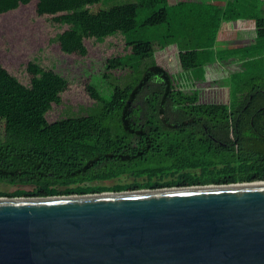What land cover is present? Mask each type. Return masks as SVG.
I'll use <instances>...</instances> for the list:
<instances>
[{"label": "trees", "instance_id": "16d2710c", "mask_svg": "<svg viewBox=\"0 0 264 264\" xmlns=\"http://www.w3.org/2000/svg\"><path fill=\"white\" fill-rule=\"evenodd\" d=\"M31 1L0 0V13ZM222 1L37 0V13L50 15L51 23L61 28L51 42L59 43L62 52L86 56V38L103 42L117 36L124 47L104 60L96 72L99 82L87 85L93 102L55 120L48 113L62 102L70 78L39 55L24 64L27 82L0 61V182L18 185L0 190V196L264 178L246 173L241 163L246 151L242 135L237 128L231 131L240 105L230 109L199 101L193 82L201 77L184 81L157 60V51L177 44L184 70L214 62L225 20L255 19L256 46L264 45V0ZM246 52L249 65L231 75L233 94L253 91L254 80L264 85V67L240 77L242 68L256 65L251 62L256 50ZM124 174L135 180L112 186L95 182Z\"/></svg>", "mask_w": 264, "mask_h": 264}, {"label": "water", "instance_id": "95a60500", "mask_svg": "<svg viewBox=\"0 0 264 264\" xmlns=\"http://www.w3.org/2000/svg\"><path fill=\"white\" fill-rule=\"evenodd\" d=\"M0 264H264V180L0 196Z\"/></svg>", "mask_w": 264, "mask_h": 264}, {"label": "rangeland", "instance_id": "374dc122", "mask_svg": "<svg viewBox=\"0 0 264 264\" xmlns=\"http://www.w3.org/2000/svg\"><path fill=\"white\" fill-rule=\"evenodd\" d=\"M36 3V0H32L27 4H21L16 9L0 13V61L8 69L16 73L23 81L27 82L29 80V75L23 71L24 64L34 55H39L44 64L55 67L56 70L70 78L71 83L68 89L62 94V102L60 104L55 103L48 113V118L50 120H55L69 112H80V109L93 102V98L88 92L87 85L91 82H99V78L96 77V72L100 70L104 60L110 55L122 51L124 45L121 38L117 36L108 37L103 42H98L94 38H86V44L89 48V52L86 56H81L76 53H64L60 49L59 43L51 42V37L54 36L58 30H61V28L59 25L51 23L49 20L50 15H39L36 10ZM230 31H236V29L233 27ZM173 47L176 46L170 45L168 48L172 49ZM263 48L264 45L262 44H258V46L254 48V50H256V55L253 57L254 61L251 62H254L256 65L250 67V70H244L242 68V72H239L240 77L242 74L249 76L254 75L264 67ZM174 49L169 51L165 50L163 52L157 51L156 55L158 62L164 64L180 79L188 75L201 74V71L205 67L192 70H184L183 68L182 70L180 68V70L177 71L179 69V59L177 60L178 49L177 51ZM249 63L250 62H248V64L247 62L243 63V58H241L238 64L232 63L226 66L216 65V67L214 66L212 68L210 76L212 78L223 77L227 75L229 71L240 70L242 64L248 66ZM262 70H264V68H262ZM254 81L259 82L257 80ZM213 83L212 80L199 82L197 85L200 87L199 101L224 102L228 101V98L229 100L232 99V101L235 100L233 97H229L228 87L219 88L213 86ZM109 95H111V92ZM137 179L140 181L142 180V178ZM134 180V176L124 174L120 177L96 180L95 182L112 186L117 183H128ZM17 186L18 185L7 182H0V190L6 192L14 190Z\"/></svg>", "mask_w": 264, "mask_h": 264}, {"label": "crops", "instance_id": "0c3cea01", "mask_svg": "<svg viewBox=\"0 0 264 264\" xmlns=\"http://www.w3.org/2000/svg\"><path fill=\"white\" fill-rule=\"evenodd\" d=\"M171 4H176L179 1H198V0H169ZM199 1H205V2H214V3H221L223 4L224 1L222 0H199ZM37 2V0H36ZM236 22V23H235ZM235 28L236 31H230L231 28ZM231 32H236V33H231ZM175 45L176 47H173L172 49L166 47L162 50H159V52H163L165 50H176L178 49L177 52V60L179 59V48L177 44H171ZM256 47V21L253 18H240L237 20H225L222 22L221 27L218 31L217 38H216V43H215V48H216V60L214 62L206 64L204 70L201 71V74L199 75H188L184 78H182L184 81L185 80H192L195 77H201V80L194 81V86L193 89L198 92V95L200 94V87L197 85L199 82H206L208 80H212L214 83L213 86L216 87H228L229 88V97H233L232 93V82H231V75L235 71H229V73L223 77L219 78H212L210 75L212 73V68L216 65L220 66H226L227 64H238V61L243 58V62H246L245 56L248 54L246 51H253V49ZM241 50V51H240ZM175 53V51H174ZM241 53V54H240ZM160 63V62H159ZM179 63V69H182ZM162 64V63H160ZM164 65V64H162ZM164 67H166L164 65ZM167 68V67H166ZM168 69V68H167ZM169 70V69H168ZM183 70V69H182ZM170 72H173L169 70ZM207 74V75H205ZM231 74V75H230ZM196 85V86H195ZM200 99V95H199ZM230 101V102H229ZM202 102V101H201ZM231 102L232 99L224 102H207V103H223L227 104L229 107H231Z\"/></svg>", "mask_w": 264, "mask_h": 264}, {"label": "flooded vegetation", "instance_id": "af4514ba", "mask_svg": "<svg viewBox=\"0 0 264 264\" xmlns=\"http://www.w3.org/2000/svg\"><path fill=\"white\" fill-rule=\"evenodd\" d=\"M255 86L251 92L242 91L233 95L235 100L231 102V107L240 106L237 107L236 120L232 121L231 131L234 132L237 128V132L242 135L240 137L246 151L241 163L244 161L246 173L251 176H261L264 175V85L258 82ZM256 180H264V178L246 181Z\"/></svg>", "mask_w": 264, "mask_h": 264}]
</instances>
